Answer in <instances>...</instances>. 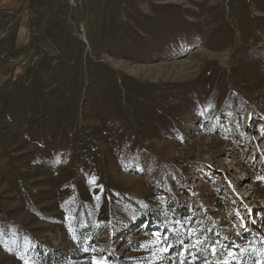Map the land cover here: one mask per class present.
Wrapping results in <instances>:
<instances>
[{
	"label": "rangeland",
	"instance_id": "obj_1",
	"mask_svg": "<svg viewBox=\"0 0 264 264\" xmlns=\"http://www.w3.org/2000/svg\"><path fill=\"white\" fill-rule=\"evenodd\" d=\"M206 262L264 264V0H0V264Z\"/></svg>",
	"mask_w": 264,
	"mask_h": 264
},
{
	"label": "snow or ice",
	"instance_id": "obj_2",
	"mask_svg": "<svg viewBox=\"0 0 264 264\" xmlns=\"http://www.w3.org/2000/svg\"><path fill=\"white\" fill-rule=\"evenodd\" d=\"M161 239H163V238L161 237ZM198 243H201V242H199V241H198ZM164 251H166V249H164ZM212 252H213V254H215V252H216V249H215V248H213V249H212ZM206 264H207V262H206Z\"/></svg>",
	"mask_w": 264,
	"mask_h": 264
}]
</instances>
